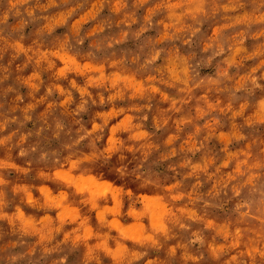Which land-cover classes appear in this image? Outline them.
I'll return each instance as SVG.
<instances>
[{
  "label": "rangeland",
  "instance_id": "374dc122",
  "mask_svg": "<svg viewBox=\"0 0 264 264\" xmlns=\"http://www.w3.org/2000/svg\"><path fill=\"white\" fill-rule=\"evenodd\" d=\"M0 264H264V0H0Z\"/></svg>",
  "mask_w": 264,
  "mask_h": 264
}]
</instances>
